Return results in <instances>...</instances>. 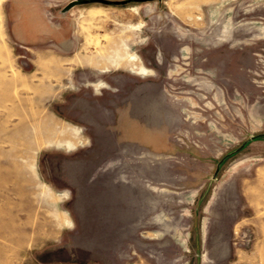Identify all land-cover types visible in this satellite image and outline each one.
Wrapping results in <instances>:
<instances>
[{
    "label": "rangeland",
    "instance_id": "374dc122",
    "mask_svg": "<svg viewBox=\"0 0 264 264\" xmlns=\"http://www.w3.org/2000/svg\"><path fill=\"white\" fill-rule=\"evenodd\" d=\"M73 1L0 0V264H264V0Z\"/></svg>",
    "mask_w": 264,
    "mask_h": 264
},
{
    "label": "water",
    "instance_id": "95a60500",
    "mask_svg": "<svg viewBox=\"0 0 264 264\" xmlns=\"http://www.w3.org/2000/svg\"><path fill=\"white\" fill-rule=\"evenodd\" d=\"M83 0H75L73 1L72 3H79V2H82ZM84 1H100V2H103V3H127V2H130V1H148V0H116V1H112V0H84Z\"/></svg>",
    "mask_w": 264,
    "mask_h": 264
},
{
    "label": "crops",
    "instance_id": "0c3cea01",
    "mask_svg": "<svg viewBox=\"0 0 264 264\" xmlns=\"http://www.w3.org/2000/svg\"><path fill=\"white\" fill-rule=\"evenodd\" d=\"M129 60H130V58H129ZM139 70H141L142 72L147 71L146 67H144L143 65L139 66Z\"/></svg>",
    "mask_w": 264,
    "mask_h": 264
},
{
    "label": "bare ground",
    "instance_id": "6f19581e",
    "mask_svg": "<svg viewBox=\"0 0 264 264\" xmlns=\"http://www.w3.org/2000/svg\"><path fill=\"white\" fill-rule=\"evenodd\" d=\"M130 59H135L133 54L130 55ZM3 207H4V205H3Z\"/></svg>",
    "mask_w": 264,
    "mask_h": 264
}]
</instances>
